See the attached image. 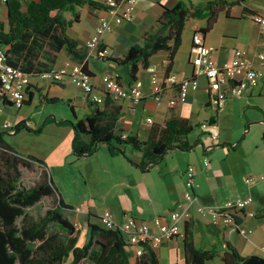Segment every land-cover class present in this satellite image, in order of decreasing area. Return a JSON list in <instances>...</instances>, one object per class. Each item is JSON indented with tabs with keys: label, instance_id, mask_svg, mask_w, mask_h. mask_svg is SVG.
Here are the masks:
<instances>
[{
	"label": "trees",
	"instance_id": "trees-1",
	"mask_svg": "<svg viewBox=\"0 0 264 264\" xmlns=\"http://www.w3.org/2000/svg\"><path fill=\"white\" fill-rule=\"evenodd\" d=\"M244 2L203 0L193 4L180 0L172 6H163L156 26L133 44L124 57L113 58L112 61L128 66L132 83L138 79L141 69L150 67L156 54L165 51L167 62L164 72L168 74L182 45L189 19H204L205 26L197 28L196 32L207 35L214 28L220 13L226 11L229 16L235 5H243L245 15L255 16ZM6 5L9 30L4 31L3 22H0V43L7 49L10 64L34 74L46 69L48 63H54L57 54L65 50L73 61L83 63L87 69L88 49L80 47L69 36L68 28L80 20V7L106 6L104 0H7ZM66 13L71 15V19ZM40 56L46 62H42ZM33 97L34 94L30 93L24 105L29 104ZM42 99L47 103L62 101L57 97ZM0 101L4 106H13L2 85ZM117 101L109 94L105 95L103 107L101 103L89 101L90 112L81 118L77 117L74 105L66 101L75 117L68 123L74 130L72 147L77 156L93 154L100 146L106 145L112 155L122 154L132 162L127 152V148L131 147L141 153L139 166L145 169L161 160L173 147L182 150L194 148L188 136L195 125L176 115L162 124L153 125L149 138L144 141L137 135L124 137L116 134L115 127L121 114V107L115 104ZM24 126L25 123L21 122L15 130L19 131ZM24 169L31 172L39 170L41 176L33 185H27L22 180ZM55 198V205L44 213L34 210L39 202L47 199L55 201ZM71 208L58 191L47 164L36 156L16 151L0 132V264H160L156 249L144 246V253L134 256L127 249L126 235L120 229L106 228L100 223H88V237L80 244L81 230L64 213ZM211 226L221 231L219 226ZM183 241L185 264H211L220 255L216 244L208 249L196 246L190 222L186 224ZM224 243L223 264H264L262 254L244 256L229 240L224 239Z\"/></svg>",
	"mask_w": 264,
	"mask_h": 264
},
{
	"label": "crops",
	"instance_id": "crops-1",
	"mask_svg": "<svg viewBox=\"0 0 264 264\" xmlns=\"http://www.w3.org/2000/svg\"><path fill=\"white\" fill-rule=\"evenodd\" d=\"M96 1L103 2V0ZM178 1L180 0H138L131 18L122 23L113 22V31L106 33L103 37V42L110 49V56L107 58V60L111 61L109 68L103 69L99 74L94 70L92 62L95 59H101L91 56L87 59L86 67L91 72L92 80L99 90L103 88L102 76L104 73L112 71L121 75L122 81L126 86L139 87L145 95V98L140 103H134L130 100H119L115 103L121 107V114L115 127L116 134L124 137L137 135L140 140H147L152 126L162 124L172 115L184 118L192 125L214 120L213 127H216L220 125V119L226 113L227 100L239 98L229 97L223 106L216 107L211 101L207 80L201 78L200 88L196 91H191L186 101L171 106L168 102V97H164L162 102L158 104L154 98L157 85L151 82V77L154 74L158 75L159 78L163 77L167 54L161 58L159 70L154 71L155 68H152V61L149 68L139 71L138 79L132 83L128 76V66L119 65L112 61L113 58L124 57L133 44L139 42L147 31L156 26L162 14L163 6H172ZM186 1L199 4L203 0ZM0 5L5 7V16L0 18V22H3L4 31H8L7 5L1 0ZM244 5L253 10L256 15L264 16V0H245ZM242 6H233L229 16L226 11L220 13L214 28L205 35V44L208 45L209 42H214L218 46L216 47L215 55L220 61L230 59L233 50L236 48L247 49L250 52V59L264 70V65L257 58V53L264 50V34L261 33L260 26L255 23L254 16L243 13ZM79 11L80 20L73 22L69 26L68 34L79 43L80 47L86 48V41L94 34L99 18L110 15L106 6L84 5L79 8ZM66 16L71 19L69 13H66ZM249 21L255 26L256 30L249 31L246 28V22ZM205 24L206 21L204 19H199V22L194 25V34L197 28L204 27ZM218 27H221L219 28L220 37L214 39L212 36ZM193 36L188 40V47L184 54L186 65L180 66L178 64V54L181 53V49L175 58L172 71L180 77H190L193 74V66L191 64L195 54L193 51ZM184 41L183 38L182 46L185 45ZM40 60L46 62L41 56ZM74 63L75 61L71 59L66 51L62 50L57 54L56 61L48 63L45 68L69 67ZM123 69H125V73L122 71ZM143 70L150 73L147 78L141 74ZM30 93H33L34 97L26 105L36 103V97H38L39 103H47L42 99L44 97H57L62 99V101L69 100L74 105L75 110L77 108L76 104L79 103L84 113L79 116L76 111L78 118L84 117L90 112V104L85 92L68 79L62 83H55L34 76L28 88V95ZM102 93L105 98L106 94L103 91ZM239 99H243L245 110L258 109L264 114V80L258 87L245 93ZM100 105L101 107L104 106L102 103ZM11 107H7L9 112L15 113L14 106ZM22 108H17L20 111L17 110L16 112V122L26 123L27 121L31 125V116L22 113ZM140 110H142L143 114H147V117L146 121L137 123L136 117ZM148 118H152L153 123H149ZM200 119H203V121ZM17 132L14 130L12 133L15 134ZM218 136L220 137V135ZM218 136L213 137L218 139ZM218 140H215L216 143H218ZM200 144L202 150L199 148L192 150H182L178 147L171 148L189 152V154H186V161L183 165L178 162L177 154L172 155V158L170 156V159L167 158L168 151L161 160L151 163L145 169L139 166V163L142 162L141 153L130 147L127 148V152L132 162L122 154L112 155L108 148H103V145L93 154L81 156L83 157L82 159H86L82 160L80 164L84 174L110 171V179L116 188L118 203L103 209H99L96 205H91L87 210H83L81 208L75 209L73 205L65 201L72 206L70 210L77 211L76 216H73L74 221H71L76 226L79 224L78 228L80 230L87 226L89 231L88 223L99 224L100 216L106 210H110L113 213L115 221L119 224L124 223L129 216L151 220L157 215H168L171 210L184 200L185 171L189 165H193L196 169L195 194L203 203L221 205L229 200L251 194L254 198L251 209L256 212V215L243 214L237 219V224L220 227L221 231H217L211 226L209 217H203L198 214L193 205L191 208V219L181 222L182 231L185 232L188 222L192 223L196 246L208 249L213 244H216L220 250V257L224 253V239L229 240L241 255L262 254L260 247L264 241V180L261 178V174H264V172L260 171L259 163L251 162L244 156H240L238 159L230 158L232 152L227 150V154L223 158L209 159V164L205 165L204 159L209 158L210 151H213L211 149L216 148L219 144H208L206 142H201ZM97 154L99 156H95ZM91 156L93 158H89ZM36 157L41 159V157ZM47 166L52 174L51 167L48 164ZM238 173L244 176V181L247 178L246 173L253 178V181L249 184L250 186L238 187L236 185L235 177ZM223 178H226V182ZM241 228L245 229L246 233H241ZM156 253L160 264H185L183 237L165 241L160 247L156 248Z\"/></svg>",
	"mask_w": 264,
	"mask_h": 264
},
{
	"label": "built area",
	"instance_id": "built-area-1",
	"mask_svg": "<svg viewBox=\"0 0 264 264\" xmlns=\"http://www.w3.org/2000/svg\"><path fill=\"white\" fill-rule=\"evenodd\" d=\"M1 1L7 2V0ZM137 2L138 0H104L110 16L99 18L94 34L86 41L89 57L105 60L110 56V49L103 42V37L113 31V22L122 23L131 18ZM253 19L264 34V16L255 15ZM193 51L195 52L191 60L193 74L190 77H180L173 71L168 74L164 72L162 78L156 74L151 77V82L157 85L154 98L158 104L164 97H168L171 106L186 101L191 91L200 88V79L205 78L212 103L216 107H221L229 97H241L258 87L264 80V70L250 59V52L247 49L236 48L230 59L220 61L215 55L217 48L205 44V35L196 32L193 36ZM257 58L264 65V50L257 53ZM34 76L55 83H62L68 79L85 92L89 101L96 103L104 101L102 91L114 99L130 100L134 103H140L145 98L139 87L126 86L118 72L104 73L103 88L99 90L92 80L91 72L85 69L83 63L75 62L69 67H52L34 74L26 73L20 67L8 62L7 49L0 43V85L6 88L7 98L14 107H23L28 98L31 78ZM3 106L0 101V113L3 111ZM148 122L153 123V119L148 118ZM202 126L211 128L214 124L204 122ZM4 127L10 130L13 128L11 124H5ZM210 132L215 137L219 135L216 129ZM204 163L208 165L209 159L205 158ZM185 176L184 200L168 215H157L151 220L129 216L124 223L119 224L115 221L113 213L106 210L100 216V224L106 228L120 229L126 235L127 249L134 256H140L144 253V246L156 249L167 240L183 237L181 222L191 219L193 205L198 214L209 217L211 224L219 227L237 224V219L243 214L256 215L251 209L254 202L251 194L229 200L221 205L206 204L195 194L196 169L193 165L188 166ZM261 178L264 180V174ZM252 181V177L245 179L248 184ZM240 232L244 234L246 230L241 228ZM260 248L264 256V241Z\"/></svg>",
	"mask_w": 264,
	"mask_h": 264
},
{
	"label": "rangeland",
	"instance_id": "rangeland-1",
	"mask_svg": "<svg viewBox=\"0 0 264 264\" xmlns=\"http://www.w3.org/2000/svg\"><path fill=\"white\" fill-rule=\"evenodd\" d=\"M4 16L5 7L4 5H0V18ZM197 22H199V19L191 18L186 24L183 33L185 45H181V53L178 54V64L180 66H184L187 63L184 54L188 47V40L194 34L193 28ZM219 28L221 27H218V29L214 31L212 38L218 39L220 37ZM246 28L249 31L256 30L255 26L250 21L246 22ZM208 45H212L215 48L218 47L214 42H209ZM166 54L165 51H162L152 58V68H155L154 71L160 69L161 58ZM92 64L94 70L100 74L103 69L109 68L111 61L107 59H95ZM122 71L125 73V69ZM141 74L147 78L150 73L143 70ZM31 79H34V77ZM239 98L227 100L226 113L220 119V125L211 128H204L202 124L195 125L194 130L189 134L188 138L189 141L194 144L193 149L199 148L202 150L201 142L219 144L216 148L211 149L213 151H210L208 155V159L210 160L219 157L223 158L227 154L226 151L231 150L232 153L230 154V158L238 159L240 156L247 157L251 162H258L261 167L260 171L263 173L264 114L258 109L245 110L243 99ZM36 101L38 104L34 102L30 105H24L21 110L22 113L31 116V125L26 121L25 126L15 134L12 132L15 130V127L21 123L15 120L18 109L13 107L16 111L15 114L10 113L8 108L3 106V111L0 113V132L4 140L20 153L33 154L41 157V159L51 167L55 185L62 198L73 205L75 209L81 208L87 210L91 205H96L99 209H103L117 204V191L111 182L110 171L84 174L80 168L82 160L86 159L77 156L73 151L72 143L74 139V130L68 121H74L75 117L70 104L65 102L67 100L53 103H39L38 97H36ZM76 107L78 115L82 116L84 113L83 108L79 103L76 104ZM146 117L147 114H143L142 110H140L136 117L137 123L146 121ZM200 120L203 121V119ZM5 123L12 124L13 128L11 130L6 129L4 127ZM214 129H216L220 135V137L218 136L219 140L214 138L210 132ZM198 140L199 143L196 144ZM215 140H218V143H216ZM103 148H107V146L103 145ZM168 151L167 158L170 159V156L172 158V155L177 154L180 165L185 163L186 154H189L188 151L176 149H170ZM93 156L89 158H93ZM95 156L99 155L97 154ZM245 175H247L246 177H251L247 173ZM40 176L41 172L39 170L31 172L24 169L22 180L27 185H33ZM223 180L226 182V178H223ZM235 182L238 187L250 186L244 181V176L240 173L236 175ZM56 200L55 198V201L54 199L41 201L34 207V210L44 213L47 208L55 205ZM76 212L77 211L74 210H65L64 213L70 220L74 221L73 216H76ZM77 227H79V224H77ZM88 234L89 231L87 226L83 227L80 233V244L84 243ZM211 263L222 264L221 257L217 256Z\"/></svg>",
	"mask_w": 264,
	"mask_h": 264
},
{
	"label": "water",
	"instance_id": "water-1",
	"mask_svg": "<svg viewBox=\"0 0 264 264\" xmlns=\"http://www.w3.org/2000/svg\"><path fill=\"white\" fill-rule=\"evenodd\" d=\"M88 155H91V154H88Z\"/></svg>",
	"mask_w": 264,
	"mask_h": 264
}]
</instances>
